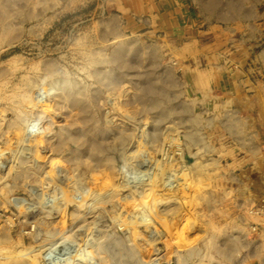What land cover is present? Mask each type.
<instances>
[{
  "label": "rangeland",
  "instance_id": "rangeland-1",
  "mask_svg": "<svg viewBox=\"0 0 264 264\" xmlns=\"http://www.w3.org/2000/svg\"><path fill=\"white\" fill-rule=\"evenodd\" d=\"M214 29L197 0H0V109H11L8 119L21 116L40 121L38 127L54 125L21 146L19 158L31 165L23 170L27 182L8 177L11 154L0 163V264H93L92 258H79L85 245L113 232V239L137 248L139 258L130 264H178L172 253L196 243L178 210L183 206L187 212L193 197L211 200V189L170 184L171 172L149 185L139 177L148 166L139 163L130 174L109 173L97 177L96 184L86 162H100L98 154L122 132L136 133L137 124L144 129L145 117L137 109L159 99L149 93L178 96L186 88L188 96L219 106L228 124L248 135L259 133L264 95H253L248 103L228 93L220 65L209 61L215 49L201 46ZM263 54V62L252 63L253 80L264 74ZM225 66L230 73L244 64L235 60ZM165 120L159 112L149 116L145 143L162 142L172 132L183 141L184 130L168 127ZM138 147L133 143L129 152ZM125 165L118 161L119 167ZM236 174L257 199L255 207L249 204L250 212L236 215L232 234L249 235L242 264H264V238L251 233L264 232L256 222L264 216V160H245ZM89 186L103 195L89 198L87 206L73 199L74 191L83 195ZM244 204L243 198L236 200L237 207ZM212 229L219 233L215 243L223 247V227L214 218L200 231ZM185 255L179 264H199L197 255Z\"/></svg>",
  "mask_w": 264,
  "mask_h": 264
},
{
  "label": "clouds",
  "instance_id": "clouds-1",
  "mask_svg": "<svg viewBox=\"0 0 264 264\" xmlns=\"http://www.w3.org/2000/svg\"><path fill=\"white\" fill-rule=\"evenodd\" d=\"M187 92L188 89L184 88L178 90V96L149 93L150 96H158L159 99L149 100L143 108L137 109V112L145 117L142 121L144 129H141L139 124L136 126V133L139 135L122 132L118 138L104 146V152L98 154L103 157L100 162L94 164L89 160L86 162V167L93 173L92 178L96 184H99L97 177L108 176L109 173L113 176L130 174V168H134L135 164L139 163L148 166L144 172L139 173V177L149 185H153L165 172H171L170 184L175 180L176 185L181 187L198 185L202 190L210 188L211 200L205 196L202 201H196L193 197L194 203L189 202L187 212H184L183 206L178 210V214L183 212L180 219L186 221L185 228L195 237L196 243L178 247L172 255L177 257L178 264L186 259L185 254L187 259H191L194 254L197 255L199 264L206 262L207 264H242V253L249 235H233L232 233L237 229L230 226L235 224L236 215L240 213L246 215L250 212L249 204L255 207L253 200L257 198H254L243 186L236 169L245 160L250 159L253 162L264 160V97L261 98V130L259 133L248 135L242 127L230 125L226 119H221L219 106L209 107L199 96H188ZM174 104L176 107H173ZM10 110L0 109V163L8 159L11 154L12 167L8 177L16 183L21 180L27 182L23 170L31 165L28 160L21 161L19 158L21 146L26 140L30 142L36 140L38 133H50L54 125L49 123L46 127H38L40 121L33 123L32 120L21 116L8 119L7 114ZM156 112L167 117L164 123L168 127L184 130L183 141L180 140L177 132H172L162 142L145 143L148 140L146 131L148 118ZM241 123L246 121L242 120ZM133 143L138 144L139 147L136 151L129 152ZM163 144H168L169 147L165 149ZM241 152L244 153L243 157L240 156ZM157 155L162 159L157 160ZM31 156L35 157V153H31ZM186 156L193 160L192 164H188ZM229 157L232 163L228 162ZM121 160L126 162L123 167L118 166V161ZM240 175L242 176L243 173ZM233 181L237 182L233 183ZM2 183L4 181L0 180V184ZM84 183L91 185L90 181ZM3 191L0 189V194ZM101 195H103L101 191L89 186L83 195L80 191H74L73 199L87 206L89 198L95 200ZM241 198L245 200V204L237 207L236 200ZM205 202L207 207L203 206ZM260 202L264 203V199ZM196 208L201 209L199 213L196 212ZM209 218H214L218 224H222L226 238L223 247L215 243L219 237L216 229L202 233L200 231ZM256 222L264 225V216ZM243 231L247 233L249 230L246 228ZM251 233L264 238V232L256 233L255 229H251ZM114 236V232L111 235L105 233L98 239L92 240L91 245H85V251L79 258H92L93 264H130L131 261L138 260L137 248L130 241L113 239ZM196 245L200 247L196 248ZM88 248L91 250L88 251Z\"/></svg>",
  "mask_w": 264,
  "mask_h": 264
},
{
  "label": "crops",
  "instance_id": "crops-1",
  "mask_svg": "<svg viewBox=\"0 0 264 264\" xmlns=\"http://www.w3.org/2000/svg\"><path fill=\"white\" fill-rule=\"evenodd\" d=\"M197 2L200 13L208 23H215L216 26L215 34L212 37L208 36L201 46L215 49L216 55H210L209 61L220 65L219 77L226 80L228 93L243 96L247 98L248 103L249 97L264 95V74L262 79H255L256 82L251 77L252 63L263 62L264 0H197ZM235 60L244 66L236 71L232 69L230 73L226 72L225 65ZM251 104L253 105V100ZM246 106L241 107V111H247L249 106L248 104Z\"/></svg>",
  "mask_w": 264,
  "mask_h": 264
},
{
  "label": "bare ground",
  "instance_id": "bare-ground-1",
  "mask_svg": "<svg viewBox=\"0 0 264 264\" xmlns=\"http://www.w3.org/2000/svg\"><path fill=\"white\" fill-rule=\"evenodd\" d=\"M77 263V261H74V262H72L71 264H76Z\"/></svg>",
  "mask_w": 264,
  "mask_h": 264
}]
</instances>
